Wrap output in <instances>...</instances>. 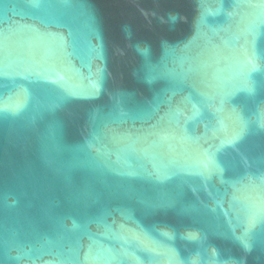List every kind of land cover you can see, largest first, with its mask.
Instances as JSON below:
<instances>
[{
  "label": "water",
  "instance_id": "water-1",
  "mask_svg": "<svg viewBox=\"0 0 264 264\" xmlns=\"http://www.w3.org/2000/svg\"><path fill=\"white\" fill-rule=\"evenodd\" d=\"M0 264H264V0H0Z\"/></svg>",
  "mask_w": 264,
  "mask_h": 264
},
{
  "label": "snow or ice",
  "instance_id": "snow-or-ice-1",
  "mask_svg": "<svg viewBox=\"0 0 264 264\" xmlns=\"http://www.w3.org/2000/svg\"><path fill=\"white\" fill-rule=\"evenodd\" d=\"M39 3H40V0H34V4H35L36 6H39Z\"/></svg>",
  "mask_w": 264,
  "mask_h": 264
}]
</instances>
